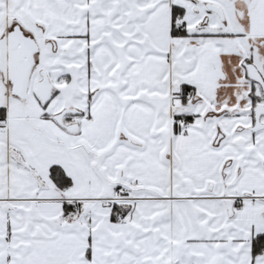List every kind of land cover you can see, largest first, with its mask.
Segmentation results:
<instances>
[{"label": "snow or ice", "instance_id": "6c2138e0", "mask_svg": "<svg viewBox=\"0 0 264 264\" xmlns=\"http://www.w3.org/2000/svg\"><path fill=\"white\" fill-rule=\"evenodd\" d=\"M0 264H264V0H0Z\"/></svg>", "mask_w": 264, "mask_h": 264}]
</instances>
